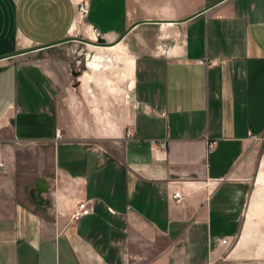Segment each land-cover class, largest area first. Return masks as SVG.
<instances>
[{
    "label": "crops",
    "instance_id": "0c3cea01",
    "mask_svg": "<svg viewBox=\"0 0 264 264\" xmlns=\"http://www.w3.org/2000/svg\"><path fill=\"white\" fill-rule=\"evenodd\" d=\"M0 264H264V0H0Z\"/></svg>",
    "mask_w": 264,
    "mask_h": 264
},
{
    "label": "rangeland",
    "instance_id": "374dc122",
    "mask_svg": "<svg viewBox=\"0 0 264 264\" xmlns=\"http://www.w3.org/2000/svg\"><path fill=\"white\" fill-rule=\"evenodd\" d=\"M57 54L71 66L70 73L67 74L70 78L71 85L77 83V81L81 79V71L82 75L85 73L91 74L88 69H84L83 66L81 67V61L88 59V56L91 54L95 55L88 45L81 44L80 42L69 41L58 48ZM75 73L77 74L74 75ZM75 89V99H69V103L72 104L73 107L81 110V88L78 89V87L75 86Z\"/></svg>",
    "mask_w": 264,
    "mask_h": 264
},
{
    "label": "built area",
    "instance_id": "2783aa9c",
    "mask_svg": "<svg viewBox=\"0 0 264 264\" xmlns=\"http://www.w3.org/2000/svg\"><path fill=\"white\" fill-rule=\"evenodd\" d=\"M88 8L86 6L85 3H82L79 7V14L81 17H86L87 14H88ZM133 134L129 132V136H132ZM61 135L60 133L57 134V138H60ZM251 139L254 141V142H258V141H261L263 139V137L261 136H257V135H253L251 137ZM213 148V143L210 144V149ZM174 199L177 201V202H180L181 200V195H180V192H176L174 194ZM92 213V209L89 207V203H80L79 204V207H78V211L75 213V215L73 216V218L75 220H79L81 219L82 217L84 216H87V215H90ZM227 241H223V243L226 244Z\"/></svg>",
    "mask_w": 264,
    "mask_h": 264
},
{
    "label": "bare ground",
    "instance_id": "6f19581e",
    "mask_svg": "<svg viewBox=\"0 0 264 264\" xmlns=\"http://www.w3.org/2000/svg\"><path fill=\"white\" fill-rule=\"evenodd\" d=\"M93 43V42H91ZM91 43H88L89 45H93ZM95 46V45H93ZM89 60H88V65L90 67V69L92 71H98L101 69V67L104 65L105 61L106 60H111L113 59V57L111 56H107L106 55H103V54H96V55H92V56H89ZM111 63V62H110ZM107 65V64H106ZM109 65V64H108ZM104 69V68H103Z\"/></svg>",
    "mask_w": 264,
    "mask_h": 264
},
{
    "label": "water",
    "instance_id": "95a60500",
    "mask_svg": "<svg viewBox=\"0 0 264 264\" xmlns=\"http://www.w3.org/2000/svg\"><path fill=\"white\" fill-rule=\"evenodd\" d=\"M79 42H83V43H86V44H88V43H91L90 41H85V40H82V39H77ZM91 44H93L94 45V43H91ZM77 73H75L74 75H76ZM47 191V185H46V181L45 180H41L40 182H39V192H40V194H42V193H44V192H46Z\"/></svg>",
    "mask_w": 264,
    "mask_h": 264
}]
</instances>
